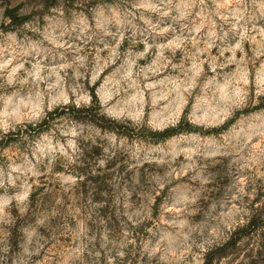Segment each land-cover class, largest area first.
Listing matches in <instances>:
<instances>
[{
  "label": "rangeland",
  "instance_id": "obj_1",
  "mask_svg": "<svg viewBox=\"0 0 264 264\" xmlns=\"http://www.w3.org/2000/svg\"><path fill=\"white\" fill-rule=\"evenodd\" d=\"M252 220L264 0H0V264H204Z\"/></svg>",
  "mask_w": 264,
  "mask_h": 264
},
{
  "label": "trees",
  "instance_id": "obj_2",
  "mask_svg": "<svg viewBox=\"0 0 264 264\" xmlns=\"http://www.w3.org/2000/svg\"><path fill=\"white\" fill-rule=\"evenodd\" d=\"M58 0H44L47 4H54ZM21 9V6L15 7V8H7L5 11L6 16L10 17L12 22L18 20L19 17H17L18 11ZM20 20V19H19ZM63 110H66V106H63ZM78 111L82 112H88L89 110L87 108H81ZM167 135H171V131L167 130ZM259 227L255 220L250 221L248 224H245L241 227H239L231 236L229 240H227L225 243L220 245L219 247H216L212 250H210L208 253H206L205 256V262L204 264H217L222 259L240 255L241 253H245V256L250 258L251 264H260L264 262V233H262V238L257 243L256 247H247V245L242 244L243 240L246 238V240H251L254 238L256 234L259 233Z\"/></svg>",
  "mask_w": 264,
  "mask_h": 264
}]
</instances>
